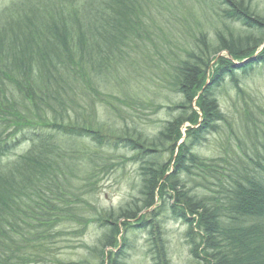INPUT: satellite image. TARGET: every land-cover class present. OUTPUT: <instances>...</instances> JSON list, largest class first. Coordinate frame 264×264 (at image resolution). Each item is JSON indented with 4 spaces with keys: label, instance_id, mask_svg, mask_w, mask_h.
I'll list each match as a JSON object with an SVG mask.
<instances>
[{
    "label": "trees",
    "instance_id": "trees-1",
    "mask_svg": "<svg viewBox=\"0 0 264 264\" xmlns=\"http://www.w3.org/2000/svg\"><path fill=\"white\" fill-rule=\"evenodd\" d=\"M230 24L239 28L217 27ZM255 73L264 77V0L9 2L0 10V264H22L32 247L48 260L59 224L95 213L89 200L118 148L133 152L140 197L105 213L92 249L100 264H123L121 228L134 219L145 228L158 211L187 224L193 264H264V106L241 78ZM148 82L179 96V113L153 137L130 118L152 105ZM225 86L232 109L222 107ZM217 136L221 155L195 151ZM193 172L207 195L185 187L181 176ZM153 230L155 248L163 232Z\"/></svg>",
    "mask_w": 264,
    "mask_h": 264
},
{
    "label": "rangeland",
    "instance_id": "rangeland-1",
    "mask_svg": "<svg viewBox=\"0 0 264 264\" xmlns=\"http://www.w3.org/2000/svg\"><path fill=\"white\" fill-rule=\"evenodd\" d=\"M11 1L0 0V10ZM192 6H194L193 2H189V7ZM188 19V21H192V19ZM217 27L224 34L228 33V31H233L235 27L239 28L237 24L227 25V29L221 25H217ZM182 28L193 27L190 24H184ZM173 41L181 43L178 38ZM211 45H208L207 48ZM241 78L243 80L242 85L246 87L245 89L249 92V95L264 106V77L255 73L246 78L241 75ZM144 88L143 96L145 99H150L152 105L130 112V118L139 125V127H135L143 130L147 136L153 137L162 129L164 122L171 120L172 117L177 116L179 113V110L175 108L176 102L179 101V96L169 92L156 82L144 83ZM219 94L222 102L227 105L225 107L222 104V107L225 110L232 109L230 108L231 100L235 99V92L229 86H225ZM131 120L125 116L127 123H134ZM184 130L183 128V134L185 133ZM225 138H228V135L227 137L225 135ZM225 138L222 136H217L216 138L208 137L207 141L196 147L195 151L204 159L211 160L216 158L223 152L221 144L225 142ZM26 148V143H21L14 150V154H20ZM132 155L133 152L126 153L118 148V151L114 154L115 164L113 168L107 175L100 177V182L96 184L97 188L94 196L89 200L95 213L85 216L79 222L74 223L71 221L67 225L59 224L62 233L54 242V246H51L48 251V253H51L49 255L46 254L48 260L38 262L41 254L46 253V249L38 256L36 248L32 247V255L25 257V262L22 264H100L92 249L99 248L98 240L107 231L108 223L106 221L109 220H106L105 213L109 210H116L126 203H137L136 199L140 197L141 178L138 171L139 166L137 163L126 159L131 158ZM162 158L166 160L168 153H164ZM181 179L185 181L184 185L186 188L197 187V190L192 189V194L200 196L209 193L204 189L198 188L197 182L194 183V181H198L196 172L189 176V180H186L184 176H181ZM158 205L159 201H156V206L158 207ZM153 209L154 207L143 214H148ZM147 219H151V224L145 228H140L136 224L137 219L126 222L128 227L125 231L121 228V234L117 240L120 241L122 238H127L126 246L124 247L123 264H159L157 255L162 250L168 264H193V259H191L189 253L191 245L186 243L185 239V232L188 226L183 220L174 218L170 212L167 213L165 211L153 212L147 216ZM121 223L123 222L121 221ZM156 224L159 225L163 234L160 233V241L158 240L159 238L156 239L158 242L154 248V238L157 233L156 230L151 231V229ZM193 233L199 234L197 229L195 230V225ZM151 237L153 241H151ZM196 241L199 242V238H196ZM110 251L111 248H107L104 253L107 254ZM105 261L107 260L105 259Z\"/></svg>",
    "mask_w": 264,
    "mask_h": 264
},
{
    "label": "bare ground",
    "instance_id": "bare-ground-1",
    "mask_svg": "<svg viewBox=\"0 0 264 264\" xmlns=\"http://www.w3.org/2000/svg\"><path fill=\"white\" fill-rule=\"evenodd\" d=\"M139 226V225H138Z\"/></svg>",
    "mask_w": 264,
    "mask_h": 264
}]
</instances>
